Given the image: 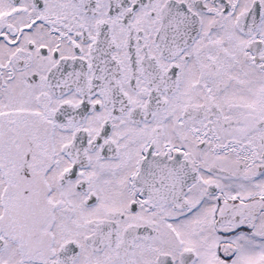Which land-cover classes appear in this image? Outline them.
<instances>
[{
  "label": "snow or ice",
  "instance_id": "1",
  "mask_svg": "<svg viewBox=\"0 0 264 264\" xmlns=\"http://www.w3.org/2000/svg\"><path fill=\"white\" fill-rule=\"evenodd\" d=\"M0 264H264V0H0Z\"/></svg>",
  "mask_w": 264,
  "mask_h": 264
}]
</instances>
